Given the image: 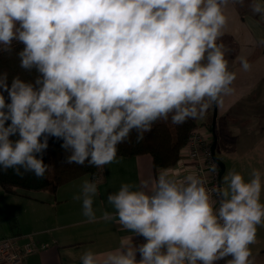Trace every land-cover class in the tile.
I'll use <instances>...</instances> for the list:
<instances>
[{
	"label": "clouds",
	"instance_id": "9594fccd",
	"mask_svg": "<svg viewBox=\"0 0 264 264\" xmlns=\"http://www.w3.org/2000/svg\"><path fill=\"white\" fill-rule=\"evenodd\" d=\"M244 2L0 0V52L23 44L19 66L37 73L33 81L14 76L9 85L8 73L0 72V171L45 178L49 137L63 141L66 163L103 171L120 162L119 145L133 132L141 143L159 121L204 118L234 91L237 74L222 37L227 9ZM248 7L264 20V0H249ZM236 60L241 70L251 69L246 56ZM210 170L216 172L214 163ZM100 182L86 180L74 197L88 222L97 219ZM211 191L218 201L200 176L176 179L167 169L151 191L122 183L107 197L114 212L102 218L146 242L125 238L102 254L88 249L81 264H254L249 246L264 226V172L252 169L245 180L231 171Z\"/></svg>",
	"mask_w": 264,
	"mask_h": 264
},
{
	"label": "crops",
	"instance_id": "0c3cea01",
	"mask_svg": "<svg viewBox=\"0 0 264 264\" xmlns=\"http://www.w3.org/2000/svg\"><path fill=\"white\" fill-rule=\"evenodd\" d=\"M248 4L249 0H245L243 6H229L226 13L229 23L222 37L229 48L226 54L229 68L237 74L234 91L224 98L222 105L210 108L204 118L194 119L196 126L210 134L211 139H216L213 150L225 164L222 181L231 171L243 174L245 180L249 179L252 169L264 172V20L254 16ZM239 55L247 57L251 64L249 71L241 70L236 60ZM213 112L216 113L214 124ZM118 158L119 163L106 165L102 171L96 196L98 203L96 207L93 204L96 220L100 221L97 225L66 231V207L69 213H83L82 204H76L74 200L79 201L74 197L81 193L84 180L91 181L89 175L87 179L81 175L60 185L55 192H49L53 195L35 196L24 191L16 195L0 188V237L22 234L19 241L22 243L26 240L25 235H31L38 246L23 264H81L80 257L88 249L102 254L120 247L125 238H133L135 244L146 242L142 236L123 230L115 221L102 218L103 211L114 212L108 203V195L118 191L122 183H132L151 191L158 172L164 169L176 179H183L191 174L190 162L183 159L172 167L156 170L149 154ZM64 186H67L66 196L60 198L57 192ZM71 200L74 204L66 206ZM261 203H264V191ZM9 216L13 221L8 224L5 220ZM41 245L45 247L41 248ZM249 247L255 257L254 264H264V226H257L256 243ZM218 264H225V260Z\"/></svg>",
	"mask_w": 264,
	"mask_h": 264
},
{
	"label": "trees",
	"instance_id": "16d2710c",
	"mask_svg": "<svg viewBox=\"0 0 264 264\" xmlns=\"http://www.w3.org/2000/svg\"><path fill=\"white\" fill-rule=\"evenodd\" d=\"M23 47V44L14 41L11 53L0 52V72L8 73L9 85L14 76L19 75L25 81H33L37 75L34 70L27 72L20 68L17 53ZM4 95L6 103L10 102L7 93ZM196 125L194 119H189L182 125H174L170 119L167 122L159 121L151 132L145 134L141 143L135 142L136 133L133 132L131 142L119 145L118 156L149 154L152 158V166L156 170L172 167L179 160V150L185 145L190 132L197 127ZM16 138L18 137H11V139ZM62 143V140L49 137L48 148L43 152V162L49 165L50 169L43 179H37L32 173H26L21 178L11 169L7 172L0 171V188L3 192L16 195L23 190L55 192L60 185L79 178L83 174H88L91 181L101 178L102 171L95 167L87 166V164L81 166L66 163L67 153L61 147Z\"/></svg>",
	"mask_w": 264,
	"mask_h": 264
},
{
	"label": "built area",
	"instance_id": "2783aa9c",
	"mask_svg": "<svg viewBox=\"0 0 264 264\" xmlns=\"http://www.w3.org/2000/svg\"><path fill=\"white\" fill-rule=\"evenodd\" d=\"M209 134L200 127L193 129L185 143L179 150V160L188 159L191 174L200 176L205 181V186L210 190V198L218 201L219 197L211 190L221 185L219 180V165L213 159L211 149V138ZM216 165V172L210 170L212 164ZM216 208L219 207L218 202ZM22 234H12L0 237V264H23L25 258L38 249L36 242L31 239V235H25L26 240L20 243ZM45 246L41 245V248Z\"/></svg>",
	"mask_w": 264,
	"mask_h": 264
},
{
	"label": "rangeland",
	"instance_id": "374dc122",
	"mask_svg": "<svg viewBox=\"0 0 264 264\" xmlns=\"http://www.w3.org/2000/svg\"><path fill=\"white\" fill-rule=\"evenodd\" d=\"M198 127V126H197ZM209 136V138L211 137L210 136V134L208 135ZM211 143H212V139H211ZM84 176H83V179H84V177H85V179H87L88 178V174H83ZM80 181H82V180H80ZM79 181V183H82V182H80ZM84 181H86V180H84ZM76 183H78V182H76ZM74 186V184H70V186ZM69 186V187H70ZM66 187L67 186H64L63 188H60L59 190H58V192H57V195H58V197H62V196H66V192H65V189H66ZM24 192H28V193H30V195H35V196H45V195H53V193H50L49 194V192H41V191H27V190H23ZM81 192V191H80ZM98 192H99V190H98ZM79 195H80V193H78ZM98 196V195H97ZM96 199V200H95ZM98 200H99V197H98ZM77 201H79V202H76V200H74V202L77 204V203H81L82 204V200H78L77 199ZM98 202H97V197H94V202H93V204H94V206H95V204H97ZM72 204H74L73 203V200H71V201H68L67 203H66V206H69V205H72ZM65 206V207H66ZM96 207V206H95ZM98 208V207H97ZM69 209H68V207H66V231L67 230H69V229H71V228H77V227H87V226H90V225H97V224H99L100 223V221H95V222H88V220H87V218L83 215V213L81 214V215H76V214H72V213H69V211H68ZM104 212V211H103ZM13 218L12 217H10L9 216V218H8V220H5V222L6 221H8V224L9 223H11V221H13L12 220ZM31 239L33 240V241H35V239H34V237H31ZM36 242V241H35Z\"/></svg>",
	"mask_w": 264,
	"mask_h": 264
},
{
	"label": "water",
	"instance_id": "95a60500",
	"mask_svg": "<svg viewBox=\"0 0 264 264\" xmlns=\"http://www.w3.org/2000/svg\"><path fill=\"white\" fill-rule=\"evenodd\" d=\"M214 112H215V109H214ZM215 115H216V113L213 114V124L215 123ZM215 144H216V139L213 137L210 151H212L213 159L219 165V174L218 175H219L220 183H222V176H223L222 174L225 171V164L222 163L221 160L218 157H216L215 151L213 150L215 148Z\"/></svg>",
	"mask_w": 264,
	"mask_h": 264
}]
</instances>
